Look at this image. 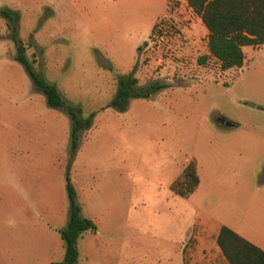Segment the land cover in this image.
Returning a JSON list of instances; mask_svg holds the SVG:
<instances>
[{"label":"rangeland","instance_id":"1","mask_svg":"<svg viewBox=\"0 0 264 264\" xmlns=\"http://www.w3.org/2000/svg\"><path fill=\"white\" fill-rule=\"evenodd\" d=\"M5 9L20 14L35 70L67 107L95 117L73 152L69 114L37 91L0 14V264L65 253L68 176L83 214L100 222L81 238L79 264L218 261L223 225L264 241V46L244 47V67L223 71L187 0H0ZM132 73L166 88L120 112L118 77ZM191 161L201 184L183 198L171 186ZM56 202L64 213L47 228Z\"/></svg>","mask_w":264,"mask_h":264},{"label":"trees","instance_id":"2","mask_svg":"<svg viewBox=\"0 0 264 264\" xmlns=\"http://www.w3.org/2000/svg\"><path fill=\"white\" fill-rule=\"evenodd\" d=\"M189 7L202 20L208 30L209 57L220 62L222 70L242 68L246 55L244 47L261 48L264 46V0H187ZM0 14L9 21L12 36L17 44L16 60L24 67L37 91L44 94L50 107L62 109L71 118V149L79 148L80 132L92 127L95 113L83 118L79 108L67 107L61 93L54 84L38 73L33 62L26 54L27 48L18 38L20 14L12 10H1ZM207 57L201 59L206 62ZM166 88L159 82L141 87L134 74L118 77V90L112 106L120 112L126 111L132 99L152 97ZM69 198L68 220L59 231L63 240L65 254L61 262L53 264H79V242L84 233L98 231L97 224L82 215L78 193L70 176L67 177ZM201 184L195 161L186 166L181 177L171 189L179 196L187 198L197 191ZM223 256L229 264H264V250L253 244L231 228L223 225L216 239Z\"/></svg>","mask_w":264,"mask_h":264},{"label":"crops","instance_id":"3","mask_svg":"<svg viewBox=\"0 0 264 264\" xmlns=\"http://www.w3.org/2000/svg\"><path fill=\"white\" fill-rule=\"evenodd\" d=\"M157 21V20H156ZM202 21V20H201ZM155 23L156 22H154V24H153V26H152V28H151V30H153V28H154V26H155ZM206 28V27H205ZM151 30H150V32H151ZM208 31V30H207ZM209 34V33H208ZM214 59V58H213ZM216 60V59H215ZM219 62V61H218ZM245 62H246V60H245ZM219 64H220V62H219ZM245 65V64H244ZM220 66H221V64H220ZM244 67V66H243ZM242 67V68H243ZM242 68H234V69H230V70H226V71H233V70H235V69H242ZM222 69V68H221ZM224 71V70H223ZM236 84V80H235V82H234V84L231 86V87H229V89H231L232 87H234V85ZM222 114V113H221ZM223 115V114H222ZM223 116H225V115H223ZM238 128V127H237ZM233 129H235V128H233ZM194 194V193H193ZM80 204V203H79ZM81 206V205H80ZM63 207H64V204L62 203L61 204V208L59 209V206H58V202H56L55 204H52V207H51V210H52V212H50L49 213V211H50V208H47V210H46V213H44V215H45V219H44V222H45V226H47V228H48V222H49V220L51 219L52 221H54V222H56L57 221V218L59 217V212H61L60 214L61 215H63ZM82 208V207H81ZM82 215L84 216V217H87V216H85L84 214H83V210H82ZM87 218H90V219H92L96 224H97V226H98V229H99V227H100V222L98 221V220H96V217H87ZM66 225V224H65ZM64 228V227H63ZM63 228H61V229H63ZM60 229V230H61ZM220 231V230H219ZM219 231L216 233V236H215V243H217L216 242V239H217V236H218V234H219ZM90 232V231H89ZM236 232V231H235ZM87 233V232H86ZM86 233H84V234H86ZM238 234H240L241 236H243L244 238H246L247 240H249L250 242H252L253 244H255V245H257V246H259L260 248H262L263 250H264V241H262L261 239H259V238H257V237H255L254 235H249V236H247V235H245V234H243V233H238ZM216 249H217V247H216ZM218 251L217 252H219L220 254H222V252H221V250H219V249H217ZM200 254H202V251L201 252H199ZM64 254L65 253H63V250H58V255H59V259L58 260H56V262H61L62 260H63V258H64ZM55 263V262H54ZM196 264H229L228 263V261L226 260V258L223 256V254H222V257L218 260V261H216L215 259H213L211 256H208V257H198V259L196 260Z\"/></svg>","mask_w":264,"mask_h":264},{"label":"water","instance_id":"4","mask_svg":"<svg viewBox=\"0 0 264 264\" xmlns=\"http://www.w3.org/2000/svg\"><path fill=\"white\" fill-rule=\"evenodd\" d=\"M217 121L221 124H224L227 129H233L236 127L233 122L226 120L224 117H219Z\"/></svg>","mask_w":264,"mask_h":264},{"label":"built area","instance_id":"5","mask_svg":"<svg viewBox=\"0 0 264 264\" xmlns=\"http://www.w3.org/2000/svg\"><path fill=\"white\" fill-rule=\"evenodd\" d=\"M166 29H167V26L165 23H163V22L158 23V31L159 32L164 33L166 31Z\"/></svg>","mask_w":264,"mask_h":264}]
</instances>
